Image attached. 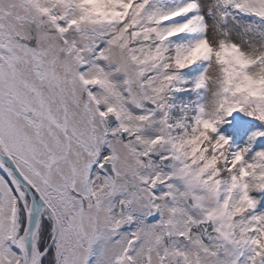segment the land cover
Masks as SVG:
<instances>
[{
  "label": "snow or ice",
  "instance_id": "snow-or-ice-1",
  "mask_svg": "<svg viewBox=\"0 0 264 264\" xmlns=\"http://www.w3.org/2000/svg\"><path fill=\"white\" fill-rule=\"evenodd\" d=\"M0 264H264V0H0Z\"/></svg>",
  "mask_w": 264,
  "mask_h": 264
}]
</instances>
